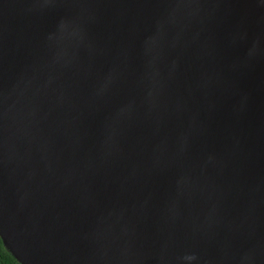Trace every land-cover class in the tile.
I'll use <instances>...</instances> for the list:
<instances>
[{
	"label": "water",
	"instance_id": "1",
	"mask_svg": "<svg viewBox=\"0 0 264 264\" xmlns=\"http://www.w3.org/2000/svg\"><path fill=\"white\" fill-rule=\"evenodd\" d=\"M0 238L264 264V0H0Z\"/></svg>",
	"mask_w": 264,
	"mask_h": 264
},
{
	"label": "flooded vegetation",
	"instance_id": "2",
	"mask_svg": "<svg viewBox=\"0 0 264 264\" xmlns=\"http://www.w3.org/2000/svg\"><path fill=\"white\" fill-rule=\"evenodd\" d=\"M10 257L13 258L12 255L5 249L3 241L0 238V264H10Z\"/></svg>",
	"mask_w": 264,
	"mask_h": 264
},
{
	"label": "trees",
	"instance_id": "3",
	"mask_svg": "<svg viewBox=\"0 0 264 264\" xmlns=\"http://www.w3.org/2000/svg\"><path fill=\"white\" fill-rule=\"evenodd\" d=\"M10 264H19L18 262H16V260H14L13 258L10 257ZM9 264V263H8Z\"/></svg>",
	"mask_w": 264,
	"mask_h": 264
}]
</instances>
